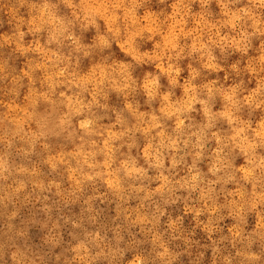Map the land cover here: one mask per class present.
<instances>
[{"label": "clouds", "instance_id": "clouds-1", "mask_svg": "<svg viewBox=\"0 0 264 264\" xmlns=\"http://www.w3.org/2000/svg\"><path fill=\"white\" fill-rule=\"evenodd\" d=\"M0 264H264V0H0Z\"/></svg>", "mask_w": 264, "mask_h": 264}]
</instances>
